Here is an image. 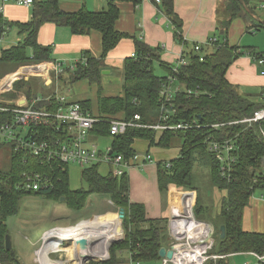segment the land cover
<instances>
[{"label":"trees","instance_id":"trees-1","mask_svg":"<svg viewBox=\"0 0 264 264\" xmlns=\"http://www.w3.org/2000/svg\"><path fill=\"white\" fill-rule=\"evenodd\" d=\"M254 0H222L223 17L217 22V33L210 39L211 47L203 51L199 60L198 51L192 49L183 54L187 64L181 66L177 73L168 67V75L160 76L154 71V62H161V48L150 46L142 40L133 38V55L127 57L120 70L121 93L116 96H103L101 93L102 71L105 58L127 33L115 28L119 17L118 2H132L138 5L142 0H107L105 8L100 11H89L82 8L76 12H64L59 8L58 0H45L37 3L32 16L25 23H16L23 39L16 45L2 49L0 63L30 64L48 61L51 49L41 45L37 40L38 30L43 23L51 22L66 26L73 34H87L91 30L101 35V54L98 57L86 56V62H78L71 69L67 67L58 75L57 80L76 82L87 80L97 84V114L90 111V100L80 103L82 108L94 117L101 119L91 131L97 136H110L111 150L121 154L125 160H132L137 151L133 144L136 139L149 141V146L169 149L178 143L177 157L158 163L157 181L161 197L164 200L171 189L195 191L193 184V167L198 164L209 170L211 183L224 191L217 212L214 227V243L210 254L223 257L208 259L204 264H228L232 254L253 252L264 254V233L247 231L243 228V213L249 205L251 196L258 189H264V172L261 159L264 156V120L251 125L240 122L250 117L262 106L254 94L242 92L237 85L226 78L229 66L246 52L257 53L254 48L240 49L228 42V28L234 19L243 22L255 19ZM158 8L168 17L173 25V35L177 42H183L182 20L174 10L172 0H157ZM251 26L248 25V29ZM256 30L264 28V23L255 26ZM87 54V53H86ZM163 66H166L163 64ZM166 67V68H167ZM62 74H67L66 78ZM168 76L175 77L179 85L169 100L161 94ZM15 91H23L28 102L38 99L31 82L22 79L13 84ZM188 91H190L188 93ZM1 106L7 104L0 103ZM13 106V105H11ZM60 106L55 96L40 99L33 103L36 109L55 111ZM139 114V123L176 125L180 122L194 124L188 129H164L155 142L156 130L151 127H128L123 133L111 135L109 120H129ZM165 116V120L161 117ZM11 113L0 111V123L10 122ZM198 125V126H197ZM216 125V126H215ZM39 131V140L56 138L59 134L50 127L32 128ZM263 132V133H262ZM228 142L233 146L230 156L233 162L227 165L221 162L215 152L209 149V142ZM5 145V144H3ZM8 164L0 167V263L20 264L13 247L5 248V235L8 233L7 219L15 215L22 197L39 194L47 199L58 201L64 197V203L72 210L83 209L88 198L97 194L105 196L111 203L109 211H122V228L124 237L114 242L109 248V257L103 261L90 260L87 264H117L121 261L118 252L127 250L132 262L162 260L158 251L169 244L167 221L163 218L146 217L145 206L141 202L129 199V177L127 173L115 175L112 170L101 174L98 163L81 169V179L85 186L72 189L69 185L67 165L59 161H42L41 157L32 155L28 150H14L8 144ZM47 173L50 179L45 189H26L23 185L24 173ZM201 206L196 195L193 208L194 215L201 220ZM225 228L224 237H220L219 227ZM107 256V255H106ZM104 256V257H106Z\"/></svg>","mask_w":264,"mask_h":264},{"label":"crops","instance_id":"crops-1","mask_svg":"<svg viewBox=\"0 0 264 264\" xmlns=\"http://www.w3.org/2000/svg\"><path fill=\"white\" fill-rule=\"evenodd\" d=\"M43 1L45 0H33L30 6L18 5L13 2H8L4 5L0 11V55L2 49L9 48L16 45L19 41H22L24 36L19 34L16 23L29 21L34 6ZM156 1L142 0L138 5H134L132 2L117 3L119 17L115 23V28L130 36L121 39L117 46L105 58L106 66L102 71L101 78V93L103 96L119 95L122 83L120 70L124 60L135 51L133 38L142 40L147 45L153 47L159 46L161 48L160 59L162 63L158 61L154 62L155 73L157 69L164 71L159 74L160 76L168 75L167 66L173 65L179 57H183V54L189 52L193 45L194 47L197 44L199 45L200 50L198 53L200 55L204 54L201 51L202 47L204 48V52L210 49V39L216 35L217 22L223 17V11L220 7L222 0H172L174 10L182 20L183 42H177L175 40L173 25L168 17L158 8V4L155 3ZM106 2L107 0H58V5L64 12H76L82 8L89 11H100L105 8ZM253 5L256 9L254 20L246 23L240 18H237L232 21L228 28L229 44L236 45L242 50H246L247 47L242 48L239 45V33H256L264 29L260 28V30H256L255 28L259 23H264V0H254ZM248 25L251 26L249 29ZM37 40L41 45L50 47V60L22 65L0 63V69H6L0 75V103L7 104V106H15L16 102H23L24 100L27 102L28 97L23 91L18 92L13 89V84L16 80L26 79L36 84V87H34L35 95L37 97L39 96L40 99L63 95L67 103L90 100V111L93 114H97V84L91 86L92 84L84 79L76 81L74 82V86H76L77 91L82 92L83 90L92 89V97L81 98L70 96L68 93L62 92L57 86L59 80L56 78L59 74L56 75L55 65L57 62H60L63 65L62 70L67 67L72 69L78 62L85 63L86 56L88 55L98 57L101 54L100 33L91 30L89 33L83 35L73 34L66 26L46 22L40 26ZM251 47L256 52L264 53V48L259 44L256 46L252 45ZM253 63L255 64L254 60L247 54L244 53L239 56L226 71L225 76L227 80L238 87L259 86V89H262L264 87V75L255 74L256 64L254 65ZM163 64L166 66H163ZM256 67L259 68L257 65ZM177 87L179 85L174 81L172 88L176 90ZM161 133L156 132L155 142L158 141ZM92 134L90 133L88 135L87 143H95L92 137H90ZM133 147L139 157L127 169L130 185L129 199L132 202H141L144 204L146 217L151 219L163 218L168 221L169 216L176 207V193L175 189H171V191L167 192L165 199H162L158 188L157 165L159 162L169 161L177 157L179 145L175 143L173 147L164 149L154 145L149 146L148 140L136 139ZM147 153L151 156L150 160L144 158V154ZM94 203L95 201L90 200L87 205H90L89 207L91 208ZM107 212L113 211H109V209L104 211V213ZM97 216H99L98 219L100 220L102 213H97ZM242 224L243 228L247 231L264 233L263 199L251 196L249 205L244 209ZM62 227L64 228V226ZM71 227L75 230L83 229L79 223ZM49 229H45L42 232V238H44L43 235ZM168 245L166 248H168ZM242 255L251 256L246 252L232 254L228 257V261L232 259L235 264H243L245 262L254 264L250 263V261H245L244 258L238 261L237 258L242 257ZM64 261L66 263L68 259ZM128 261L126 262L123 259L122 262L117 264H133L130 260L129 253ZM157 261H146V264H156ZM258 262L259 264H264V262ZM74 263L76 264L78 261L72 262L71 264Z\"/></svg>","mask_w":264,"mask_h":264},{"label":"built area","instance_id":"built-area-1","mask_svg":"<svg viewBox=\"0 0 264 264\" xmlns=\"http://www.w3.org/2000/svg\"><path fill=\"white\" fill-rule=\"evenodd\" d=\"M8 2L30 6L33 0H0V11ZM194 50H200L198 44L195 45ZM245 54L254 60L259 67L260 74L264 75V53L246 52ZM202 59L203 54L199 56V60ZM187 62L186 58L179 57L171 67L172 72L177 73L178 69L185 66ZM62 66L60 62L56 63L55 71L57 75L62 73ZM174 81V76H168V83L162 87L161 94L165 96L166 100H169L170 96L179 89V87L176 90L172 88ZM55 97L60 103L55 111L34 108L33 103L39 101V98L31 103L26 102V100L16 102L13 107L0 105V111L13 115L12 121L0 123V144H13L15 151L26 149L32 155L41 157L42 161L46 162L59 161L65 165L73 163L82 168L96 163H107L112 166V172L115 175L120 176L127 173L129 166L139 157L138 153L134 154L132 160H125L121 154L112 152L110 144L105 149H100L96 143H87L88 135L101 119L85 111L78 102L67 103L63 95ZM259 99L262 106L257 108L250 117L243 118L240 122L251 125L264 120V87L261 89ZM165 118V116H162L161 120H165ZM139 119V114H134L129 120H109V132L111 135H117L133 126L151 127L156 132H162L164 129H188L194 126V124L187 122H180L172 126L161 123L142 124L138 122ZM40 126L54 129L59 136L54 139L39 140V131H32V128ZM208 147L215 152L216 157L221 162L229 165L230 162L234 161V158L230 156L233 146L228 142L210 141ZM144 158L150 160L151 156L147 153L144 154ZM169 166L170 163L166 161L165 167ZM23 176V185L26 189H45L50 182L47 173L30 172L24 173ZM176 190L178 193V196L176 194V207L167 221L169 235L167 249L172 251V255L170 258H162V264H204L208 259L223 257L210 254L214 243V227L211 223L195 217L193 211L196 202L195 191H186L179 188ZM248 254L256 260L264 262V254L258 255L253 252H248ZM134 264H140V262L136 261ZM243 264L249 263L245 262Z\"/></svg>","mask_w":264,"mask_h":264},{"label":"rangeland","instance_id":"rangeland-1","mask_svg":"<svg viewBox=\"0 0 264 264\" xmlns=\"http://www.w3.org/2000/svg\"><path fill=\"white\" fill-rule=\"evenodd\" d=\"M238 43L242 48L251 47L252 45L256 46L259 44L264 48V29L257 31L256 33H239ZM254 64V63H253ZM255 65V64H254ZM1 68V67H0ZM255 74L259 75L260 70L255 65ZM6 69H0V75L4 73ZM164 71L157 69L156 73L159 75ZM57 75V74H56ZM67 74H62L63 78H66ZM117 83V82H116ZM31 86L36 87L35 83H31ZM57 86L62 92L68 93L70 96H77L81 98L92 97L91 90H83L82 92L77 91L74 82L68 80H60L57 82ZM91 86H95L92 84ZM122 89V87H120ZM247 88V89H246ZM239 87L242 92L254 94L258 98V95L261 91L259 86H250V87ZM121 93V91H120ZM119 93V94H120ZM92 140L95 141L96 145L100 149H105V147L110 143V136H97L92 134ZM10 145L0 144V167L4 168L8 164V150ZM68 175H69V185L72 189L84 187L85 183L81 179V169L79 165L70 163L67 165ZM98 170L101 174H107L112 170V166L107 163H98ZM193 184L195 186V193L198 198L199 205L201 206V220L209 221L213 225L216 224V214L219 211L220 200L224 195V191L216 188L210 180L209 170L207 168L201 167L198 164H195L193 167ZM172 194H174L172 192ZM175 195V194H174ZM254 197H258L264 200V189H258L253 194ZM92 200L95 203L90 208V205L85 206L83 209L76 211L68 208L64 201L59 199L54 201L47 199L45 196L39 194L26 195L21 198L18 211L15 215L10 216L6 223L8 233L11 237L12 247L15 253L18 256L20 264H38L37 253H35L42 246L47 248H52L54 238H47V242H44L42 238V232L45 229H57L64 227H70L80 223L81 221L93 220L97 213L104 214V211L111 209L112 205L110 201L105 196H100L93 194L88 198V202ZM118 216V211H113ZM82 218V219H80ZM119 226L121 227V238L124 237V231L122 228V219L119 218ZM78 220V221H77ZM60 226V227H58ZM49 229V231H51ZM48 232V231H47ZM44 237V235H43ZM74 241L71 239L68 240H57L58 245L67 247V250H63V247H60L59 250L55 252H49L48 256L52 260H65L68 257L74 258L77 255H80V245L83 240ZM44 243V244H43ZM113 243H111L108 249L104 253H99L98 258H93L90 260L103 261L109 257V248ZM71 249V250H70ZM52 250V249H49ZM66 253V254H65ZM107 255V256H106ZM106 256V257H104ZM118 256L128 261V251L123 250L118 252ZM66 257V258H65ZM104 257V258H103ZM245 261H250V263L259 264V262L252 256L242 255L238 257L237 260L243 259ZM36 259V260H35ZM73 259H68L67 264H71ZM89 260V261H90ZM88 261V262H89ZM88 262H85L87 264ZM134 264V262H132ZM147 262H141V264H146ZM40 264V263H39ZM75 264V263H74ZM76 264H81L80 262ZM156 264H162L161 260H158ZM228 264H235L232 259L228 261ZM238 264V263H236Z\"/></svg>","mask_w":264,"mask_h":264},{"label":"bare ground","instance_id":"bare-ground-1","mask_svg":"<svg viewBox=\"0 0 264 264\" xmlns=\"http://www.w3.org/2000/svg\"><path fill=\"white\" fill-rule=\"evenodd\" d=\"M176 191L177 190L175 189V193L178 196ZM98 218L99 216H96L93 220L81 221L79 224L83 227V229H77L78 231L70 226L57 228L45 233L44 242H47V238L49 237L54 238L55 241H53L54 244L52 248L42 246L36 251L37 260L41 264H67L64 260L49 259L48 253L51 251L55 252L59 250L60 247H63L62 249L64 251L67 250V247L58 245L57 240L71 239L74 241H81V238L85 241L80 245V255H77L74 258L68 257L67 259H73L81 264H85V262L90 258H98L99 253H104L108 249L109 245L113 241L121 238L122 235L121 229L119 228V219L115 213L107 212L102 214L100 220Z\"/></svg>","mask_w":264,"mask_h":264},{"label":"water","instance_id":"water-1","mask_svg":"<svg viewBox=\"0 0 264 264\" xmlns=\"http://www.w3.org/2000/svg\"><path fill=\"white\" fill-rule=\"evenodd\" d=\"M261 169H262V171L264 172V156H263L262 159H261ZM60 199L63 201V200H64V197H60ZM118 216H119L120 219H122V216H123L122 211H119V212H118ZM119 228L121 229L120 226H119ZM219 230H220V235H219V236H220L221 238L224 237V233H225V228H224V226L221 225V226L219 227ZM121 240H122V238H119V239L113 241L112 243L117 242V241H121ZM11 247H12L11 237H10L9 234H6V235H5V248H6V249H10ZM158 254H159V256H160L161 258H164V257H166V258H170L171 255H172V251H171L170 249H167L166 247H161V248L159 249V251H158ZM90 259H93V258H90ZM90 259H88L86 262H88Z\"/></svg>","mask_w":264,"mask_h":264}]
</instances>
